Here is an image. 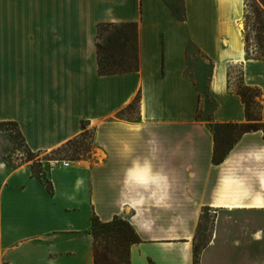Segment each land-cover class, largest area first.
<instances>
[{
	"label": "crops",
	"instance_id": "crops-1",
	"mask_svg": "<svg viewBox=\"0 0 264 264\" xmlns=\"http://www.w3.org/2000/svg\"><path fill=\"white\" fill-rule=\"evenodd\" d=\"M243 12L244 0H0V121L16 122L33 153L78 138L86 121L101 155L46 165L50 193L33 161L0 154V264H93L94 215L132 225L129 264H193L204 209L264 208L263 132L213 163L208 126L245 121L232 66L260 89L264 121V59L246 57ZM104 22L136 23L132 70L98 73ZM190 49L209 66L204 90Z\"/></svg>",
	"mask_w": 264,
	"mask_h": 264
},
{
	"label": "rangeland",
	"instance_id": "rangeland-1",
	"mask_svg": "<svg viewBox=\"0 0 264 264\" xmlns=\"http://www.w3.org/2000/svg\"><path fill=\"white\" fill-rule=\"evenodd\" d=\"M166 1L175 5L177 10L181 9L182 0ZM263 21L264 0H244V12L239 28L250 57H261L260 46L264 45V33L260 25ZM125 32L130 37L126 43L123 40ZM97 41L101 46L104 62L112 57L113 68L127 70L134 68L136 45L133 42V32L127 27L119 23L116 26L103 27ZM208 70V64L194 49H190L188 72L196 78L202 90ZM230 73L232 84L236 87L240 81L238 66H232ZM203 97L205 99L204 95ZM210 107L211 103L206 102L201 116L207 115ZM135 112L136 103L132 104L123 116L133 117ZM233 131L235 132V129L232 127L217 129L218 142L224 137L230 141V133ZM0 154L11 165L23 162L29 156L32 158L27 161L43 159L40 168L44 171L48 159L94 161L101 158L92 141L90 130L59 150L30 154L17 129L10 124L5 125L0 134ZM36 168L38 167L35 166ZM191 256L193 264H264V208L204 209L192 239Z\"/></svg>",
	"mask_w": 264,
	"mask_h": 264
},
{
	"label": "trees",
	"instance_id": "trees-1",
	"mask_svg": "<svg viewBox=\"0 0 264 264\" xmlns=\"http://www.w3.org/2000/svg\"><path fill=\"white\" fill-rule=\"evenodd\" d=\"M116 23L104 22L99 23L97 27V36H96V45L98 53V73L100 75L114 74L119 72L128 71L127 69H116L113 68V59H109L107 62L102 60L101 46L97 41L98 36L100 35V30L106 26H116ZM123 27H127L133 32V42L136 45V23L135 22H125L120 23ZM261 31L264 33V21L260 25ZM129 35L127 32L123 33L124 42H129ZM245 47V44H244ZM260 55L261 57H250L248 51L245 47V53L247 58H263L264 59V45L260 46ZM136 54H135V66L136 67ZM132 70V69H130ZM241 73L239 72V85L235 87V91L241 97L242 102L244 103L245 108V121L244 122H231V123H212L209 122L208 126L210 131L213 134L214 139V148L212 154V162L220 163L225 158L227 152L234 145V143L240 138V136L245 132H251L256 130H261L263 132L264 138V121L261 118V91L257 87L248 86L243 83L241 80ZM255 97L257 100H255ZM139 96H135L131 105L137 103ZM130 105V106H131ZM12 125L17 129L18 134L21 136L17 123L14 121H0V131L3 130L5 125ZM221 127H232L235 129L230 133V141H227V137L218 142L217 129ZM81 128L84 132L89 131L87 129V122L81 121ZM234 134V135H233ZM236 134V135H235ZM229 136V134L227 135ZM22 138V137H21ZM23 140V138H22ZM71 141H67L62 144L55 150H59L67 146ZM24 142V140H23ZM27 148V147H26ZM30 154H33L27 148ZM33 156V155H32ZM29 156L27 160L31 159ZM31 173L36 176L46 187V189L52 193V185L50 180L47 178L45 172L41 170V162L33 161L31 164ZM35 166L38 168L35 169ZM90 233L93 239V264H129V247L133 243L140 241L137 233L135 232L132 225L128 220L120 217L114 216L109 221H100L97 216L92 217Z\"/></svg>",
	"mask_w": 264,
	"mask_h": 264
},
{
	"label": "built area",
	"instance_id": "built-area-1",
	"mask_svg": "<svg viewBox=\"0 0 264 264\" xmlns=\"http://www.w3.org/2000/svg\"><path fill=\"white\" fill-rule=\"evenodd\" d=\"M68 166L69 165V160L65 159H48L47 160V166L48 167H55V166Z\"/></svg>",
	"mask_w": 264,
	"mask_h": 264
}]
</instances>
